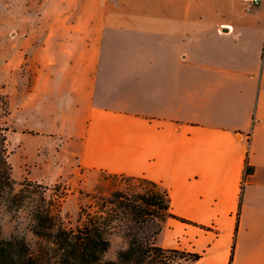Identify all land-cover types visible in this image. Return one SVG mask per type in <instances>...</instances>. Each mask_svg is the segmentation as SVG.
<instances>
[{"label": "crops", "instance_id": "obj_1", "mask_svg": "<svg viewBox=\"0 0 264 264\" xmlns=\"http://www.w3.org/2000/svg\"><path fill=\"white\" fill-rule=\"evenodd\" d=\"M21 6L24 27L14 22L1 55L9 119L53 123L26 129L66 173L166 190L175 218L158 247L197 254L191 264H264V0L250 11L240 0Z\"/></svg>", "mask_w": 264, "mask_h": 264}, {"label": "trees", "instance_id": "obj_2", "mask_svg": "<svg viewBox=\"0 0 264 264\" xmlns=\"http://www.w3.org/2000/svg\"><path fill=\"white\" fill-rule=\"evenodd\" d=\"M7 131L0 128V212H28L25 227L35 243H29L20 233L5 237L0 223V264H171L172 253L181 259L189 258L191 263L198 260L197 254L162 249L155 244L163 221L175 216L169 210L168 192L144 178L106 174L115 180H136L141 191L131 198L121 195L115 201L100 198L97 210L82 215L81 209L76 226H66L60 214L61 198L47 200L43 194L33 198L28 189L33 184L26 180L15 190L7 160ZM252 172L247 165L245 174ZM155 220L161 223L151 230ZM117 228L122 230L127 245L114 260H103L111 245L110 236Z\"/></svg>", "mask_w": 264, "mask_h": 264}, {"label": "rangeland", "instance_id": "obj_3", "mask_svg": "<svg viewBox=\"0 0 264 264\" xmlns=\"http://www.w3.org/2000/svg\"><path fill=\"white\" fill-rule=\"evenodd\" d=\"M22 2L23 0H0V66L3 63L1 55L8 51L10 46L7 33L17 20L16 15L24 17ZM13 4L15 6L11 7ZM22 20L18 18L19 22L16 24L21 30L24 27ZM2 73H0V79L6 80V75ZM10 114L7 95L0 89V128L8 130L6 132L7 160L11 166L15 190H18L19 184L26 180L33 184L32 187H28L33 198L39 199L41 194L47 200L54 201L61 198L60 214L66 226H76L81 209L82 215L92 214L97 210L100 206V198L115 201L121 195L126 194L131 198L133 194L141 191V186L136 180L126 178L115 180L102 172L89 173L76 169L66 173L62 170L63 166L62 168L59 166L61 163L63 165V161L59 160L50 142L44 145V137L31 135L26 129H50L55 125L46 119L39 118V112L29 114V112L15 110L12 111L9 119ZM28 214L26 211L0 212L3 235L9 237L13 232L20 233L29 243L34 244L35 238L25 227ZM116 223L119 224V221ZM160 223L159 220H155L151 230H156ZM122 234L119 228L113 231L110 236V248L104 254L103 260H114L117 252L126 247L127 240ZM169 256L171 264H191L189 258L181 259L173 253Z\"/></svg>", "mask_w": 264, "mask_h": 264}, {"label": "built area", "instance_id": "obj_4", "mask_svg": "<svg viewBox=\"0 0 264 264\" xmlns=\"http://www.w3.org/2000/svg\"><path fill=\"white\" fill-rule=\"evenodd\" d=\"M245 11H250L258 7L261 3V0H240Z\"/></svg>", "mask_w": 264, "mask_h": 264}]
</instances>
